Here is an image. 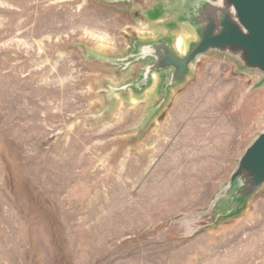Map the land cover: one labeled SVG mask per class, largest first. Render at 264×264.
<instances>
[{
	"label": "rangeland",
	"instance_id": "rangeland-1",
	"mask_svg": "<svg viewBox=\"0 0 264 264\" xmlns=\"http://www.w3.org/2000/svg\"><path fill=\"white\" fill-rule=\"evenodd\" d=\"M144 5L0 0V264H264V187L199 222L264 130V85L201 57L158 103L110 64Z\"/></svg>",
	"mask_w": 264,
	"mask_h": 264
},
{
	"label": "water",
	"instance_id": "water-1",
	"mask_svg": "<svg viewBox=\"0 0 264 264\" xmlns=\"http://www.w3.org/2000/svg\"><path fill=\"white\" fill-rule=\"evenodd\" d=\"M120 1V0H119ZM144 5L138 12L143 24L157 27L151 35L132 40L127 53L110 61L121 69L136 66L132 81L120 91L154 90L160 106L173 90L185 84L201 57L220 58L236 70L258 75L264 85V0H121ZM197 39L178 56L177 36ZM143 49V51H142ZM264 187V130L257 133L236 161L227 181L211 199L199 222L212 223L235 216Z\"/></svg>",
	"mask_w": 264,
	"mask_h": 264
},
{
	"label": "clouds",
	"instance_id": "clouds-1",
	"mask_svg": "<svg viewBox=\"0 0 264 264\" xmlns=\"http://www.w3.org/2000/svg\"><path fill=\"white\" fill-rule=\"evenodd\" d=\"M177 40H183L182 45H176L175 43L173 44V48L178 56H183L187 53L188 47L197 39V36L195 34H192L191 36L185 37L183 35L177 36ZM143 51V49H142Z\"/></svg>",
	"mask_w": 264,
	"mask_h": 264
}]
</instances>
